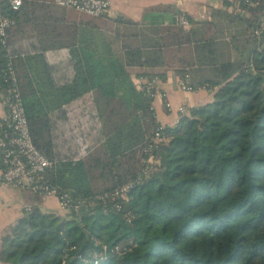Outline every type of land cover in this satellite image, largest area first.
<instances>
[{
  "label": "trees",
  "instance_id": "obj_1",
  "mask_svg": "<svg viewBox=\"0 0 264 264\" xmlns=\"http://www.w3.org/2000/svg\"><path fill=\"white\" fill-rule=\"evenodd\" d=\"M224 3L162 43L119 31L82 37L58 65L45 38L61 32L55 16L66 9L22 0L9 13L30 136L52 163L42 179L71 206L24 211L0 240V264H264V0ZM220 39L233 61H219ZM170 70L213 98L154 143V99L137 85L155 92ZM126 186L125 198H111Z\"/></svg>",
  "mask_w": 264,
  "mask_h": 264
},
{
  "label": "crops",
  "instance_id": "obj_2",
  "mask_svg": "<svg viewBox=\"0 0 264 264\" xmlns=\"http://www.w3.org/2000/svg\"><path fill=\"white\" fill-rule=\"evenodd\" d=\"M226 1L234 4L236 0H110L111 8L101 18H92L66 9L55 16L61 27V32L49 34L45 38L48 63L58 65L61 61L64 62L69 56V49L78 46L79 42L77 41L80 38L90 35L100 37L102 32L112 35L119 31L125 35H139L138 39L145 38L146 41L153 40L156 43H162V39L168 36L169 29H173L174 26L175 28L180 27L173 22L176 16L182 15L187 20L189 18L194 22L208 21L214 10L227 8L224 5ZM46 3L60 8L54 4V0H46ZM243 14L244 12H242ZM118 20L130 21L136 26L129 27L127 24H118ZM66 26L72 30L70 33L65 31ZM74 31L77 39L73 35ZM129 38L136 45L137 41L134 38ZM217 50L221 63L231 62L236 58L228 39L218 40ZM64 64L62 63V65ZM131 79L134 81L133 73ZM140 80L143 79L135 80V84L140 83ZM181 80L173 70H170L167 72L165 81L156 79L152 82L159 94L154 98L152 106L162 128L177 125L181 118L177 111L180 106H183L186 112L187 109L206 104L213 98L212 93L207 90L198 89L191 93L179 90L177 84ZM189 80L192 81V75ZM167 102L170 103L172 110L166 109ZM5 117V109L0 103V119L3 120ZM32 207H40L45 213L65 214L59 208L55 198L43 201L28 189L0 188V240L8 227L20 219L24 211Z\"/></svg>",
  "mask_w": 264,
  "mask_h": 264
},
{
  "label": "built area",
  "instance_id": "obj_3",
  "mask_svg": "<svg viewBox=\"0 0 264 264\" xmlns=\"http://www.w3.org/2000/svg\"><path fill=\"white\" fill-rule=\"evenodd\" d=\"M258 1L260 0H244V5L251 6ZM54 4L92 18L105 16L111 8L110 0H54ZM21 6L22 0H0V54H3L5 61L0 68V103L6 112V117L3 119L5 130H1L0 126V188L28 189L43 201L55 198L59 208L66 212L71 206L67 196H58L56 189L43 182L42 176L52 168V163L32 142L16 70L7 46L8 32L15 26V21L9 13L18 12ZM175 23L184 29L189 27L188 20L182 15L176 16ZM261 24L264 26V13ZM1 84L6 88L2 89ZM151 88L142 87L141 84L137 85L139 91L154 99L159 94L156 90L151 92ZM177 88L186 93L195 91L188 83V76L178 82ZM200 89L206 90L205 88ZM165 107L172 110L168 102ZM177 111L181 116L185 114L183 106H180ZM162 129L159 127L154 134V143L161 141ZM154 163L155 161L150 157L143 161V176L148 175ZM128 190L129 186L123 187L114 192L111 198L123 199Z\"/></svg>",
  "mask_w": 264,
  "mask_h": 264
},
{
  "label": "rangeland",
  "instance_id": "obj_4",
  "mask_svg": "<svg viewBox=\"0 0 264 264\" xmlns=\"http://www.w3.org/2000/svg\"><path fill=\"white\" fill-rule=\"evenodd\" d=\"M224 60V59H223Z\"/></svg>",
  "mask_w": 264,
  "mask_h": 264
}]
</instances>
